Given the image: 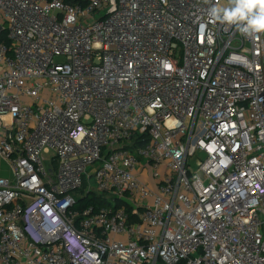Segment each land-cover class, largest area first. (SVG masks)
I'll return each mask as SVG.
<instances>
[{
  "label": "built area",
  "instance_id": "1",
  "mask_svg": "<svg viewBox=\"0 0 264 264\" xmlns=\"http://www.w3.org/2000/svg\"><path fill=\"white\" fill-rule=\"evenodd\" d=\"M213 5L0 0V264H264V32Z\"/></svg>",
  "mask_w": 264,
  "mask_h": 264
},
{
  "label": "clouds",
  "instance_id": "2",
  "mask_svg": "<svg viewBox=\"0 0 264 264\" xmlns=\"http://www.w3.org/2000/svg\"><path fill=\"white\" fill-rule=\"evenodd\" d=\"M209 13L214 20L235 27L243 35L264 32V4L259 0H227L226 7L213 5Z\"/></svg>",
  "mask_w": 264,
  "mask_h": 264
},
{
  "label": "trees",
  "instance_id": "3",
  "mask_svg": "<svg viewBox=\"0 0 264 264\" xmlns=\"http://www.w3.org/2000/svg\"><path fill=\"white\" fill-rule=\"evenodd\" d=\"M66 1H68L70 3H74L76 0H66ZM6 41L9 43V40L7 38H6ZM140 138H141V136H138L135 138L136 145L146 143V141L141 142ZM86 186H87V184L85 183L84 187H86ZM83 188H81L79 192H81ZM113 203H114L113 199L109 198L105 194L94 192V193L87 195V193H86L84 196L79 197L76 208L82 210V209H84L88 206H91V205L95 206V208H99L101 206L112 205ZM117 206H119V201H117ZM179 264H185V262L182 261Z\"/></svg>",
  "mask_w": 264,
  "mask_h": 264
},
{
  "label": "crops",
  "instance_id": "4",
  "mask_svg": "<svg viewBox=\"0 0 264 264\" xmlns=\"http://www.w3.org/2000/svg\"><path fill=\"white\" fill-rule=\"evenodd\" d=\"M12 175V170L9 161L0 157V176L9 177Z\"/></svg>",
  "mask_w": 264,
  "mask_h": 264
},
{
  "label": "rangeland",
  "instance_id": "5",
  "mask_svg": "<svg viewBox=\"0 0 264 264\" xmlns=\"http://www.w3.org/2000/svg\"><path fill=\"white\" fill-rule=\"evenodd\" d=\"M194 161H195V159H192L191 160V165H192V167H194ZM87 193V187H84L83 189H82V191L81 192H79L78 194H77V197L79 198V197H82V196H84L85 194Z\"/></svg>",
  "mask_w": 264,
  "mask_h": 264
},
{
  "label": "snow or ice",
  "instance_id": "6",
  "mask_svg": "<svg viewBox=\"0 0 264 264\" xmlns=\"http://www.w3.org/2000/svg\"><path fill=\"white\" fill-rule=\"evenodd\" d=\"M260 3L264 4V0H259Z\"/></svg>",
  "mask_w": 264,
  "mask_h": 264
}]
</instances>
